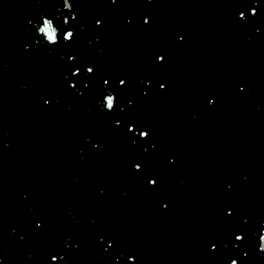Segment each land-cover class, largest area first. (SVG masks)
Returning a JSON list of instances; mask_svg holds the SVG:
<instances>
[{
	"label": "water",
	"instance_id": "1",
	"mask_svg": "<svg viewBox=\"0 0 264 264\" xmlns=\"http://www.w3.org/2000/svg\"><path fill=\"white\" fill-rule=\"evenodd\" d=\"M0 264H264V0H0Z\"/></svg>",
	"mask_w": 264,
	"mask_h": 264
}]
</instances>
